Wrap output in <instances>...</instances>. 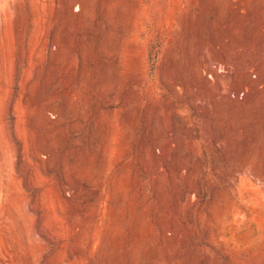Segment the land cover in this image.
Returning a JSON list of instances; mask_svg holds the SVG:
<instances>
[{
    "label": "rangeland",
    "instance_id": "374dc122",
    "mask_svg": "<svg viewBox=\"0 0 264 264\" xmlns=\"http://www.w3.org/2000/svg\"><path fill=\"white\" fill-rule=\"evenodd\" d=\"M0 264H264V0H0Z\"/></svg>",
    "mask_w": 264,
    "mask_h": 264
}]
</instances>
